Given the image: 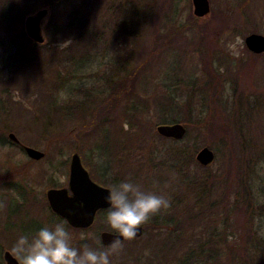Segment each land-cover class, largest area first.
I'll return each instance as SVG.
<instances>
[{
	"label": "rangeland",
	"instance_id": "1",
	"mask_svg": "<svg viewBox=\"0 0 264 264\" xmlns=\"http://www.w3.org/2000/svg\"><path fill=\"white\" fill-rule=\"evenodd\" d=\"M92 1L98 15L96 18H106L110 23L113 21L112 16L120 11H128L129 15L131 13L136 23L132 37L136 39L143 36L148 41L156 42L164 31L186 27L184 32L177 34L178 37L172 42L174 45L168 48L163 57L144 69L141 78L145 88H138L139 95L147 99L163 94L171 97L174 105L179 106V112L167 111L160 117V113L153 115V110L157 108L149 105L151 114L146 119V126L153 127L149 141L151 149L154 152L157 150L150 160L153 161L155 156H166L169 151H183L187 158L183 173L175 170L172 176L184 180L180 191L185 195L188 188L197 187L191 190L193 193L189 190L191 194L188 199L200 197L202 201L205 198L211 201V222L206 224L213 226V239L221 242L226 237V244L220 249L223 258L226 259L230 251L233 264H243L244 259L249 264H264V69L254 60L256 70H251L249 64L252 63L246 62L248 50L244 43L252 30L264 35V0H208L210 11L203 18H195L193 15L191 0ZM42 9L48 12L41 23L42 36L46 42L44 28L50 11L48 8ZM251 19L255 23L252 24ZM106 27H101L99 31L104 33L107 40L119 33L115 27L111 30ZM71 42H60L56 47L60 49ZM114 46L118 48L116 44ZM100 48L108 53L102 51L91 61V66L82 68L78 73L74 72L71 77L66 74L65 65H58L59 77H64L63 81L58 79V92L55 94L56 104L61 109L71 106L75 97L80 98L75 92V86H80V89L91 86L98 88L104 83L113 52L104 45H100ZM5 50H15L21 55L23 53L16 45L7 44ZM31 55L28 53V59ZM37 55L36 68L32 71L29 67L30 74H27V78L31 79L29 89L23 87L26 95L13 93V99L19 105L15 107L6 101L0 105V225H13L16 233L12 237L15 240H10L12 244L22 233L30 235L45 225L51 227L63 223L50 214L52 212L45 197V191L50 188L46 186V180L49 179L54 186L66 187L68 163L73 153L79 155L89 174L90 169L98 170L99 164H102L95 159L96 153L90 144L79 146L82 133L78 125L69 120L57 121L51 114H43L42 101L47 102L44 95L50 93V88L55 89V85L47 83L49 76L46 67L51 64L45 61L46 54L42 50ZM140 63L142 60L131 62V65ZM2 65L0 68L5 69ZM11 70L12 67L4 70L6 77L0 75V79H8ZM8 91L15 92L11 88ZM204 96L210 98L206 100L205 110L200 112L201 98ZM176 116L184 120L182 125L187 129L186 134L179 141L157 136L156 126L162 124L158 117L160 121L163 118L173 121ZM124 127L129 128L126 124ZM9 134H13L21 146L42 152L43 158L37 162L28 160L23 151L12 145ZM103 144L106 145L105 158L109 162L116 157L118 164L114 159L108 166L110 169L95 171L101 178H109L122 164L126 169L125 160H129L132 168H135L136 155L140 152L148 154L147 146L140 147L134 140L120 139L111 144L108 139L103 140ZM202 148H208L213 153V161L207 167L196 164V154ZM168 182L164 185L153 184L150 192L156 193L159 190V194H156L167 198L170 193L177 194L175 185H170V178ZM194 182L197 184L190 186ZM14 183L19 184V187L24 186L27 193L11 188L10 185L14 186ZM136 184L142 185L140 181H136ZM169 209L162 211L160 216L164 217ZM182 222L179 226L183 235H187L192 227L191 221L182 219ZM108 225L107 220L102 219L93 228L91 226V229L78 234L74 231L77 229H66L72 236L71 241L77 235L83 240L97 239L98 244L108 248L101 244L99 237L104 226ZM196 231L199 232V229ZM10 235L0 234V264H5L4 251L12 254V248L8 247L10 244L5 245ZM209 236L210 233L200 231L187 247L199 250L200 244Z\"/></svg>",
	"mask_w": 264,
	"mask_h": 264
},
{
	"label": "trees",
	"instance_id": "2",
	"mask_svg": "<svg viewBox=\"0 0 264 264\" xmlns=\"http://www.w3.org/2000/svg\"><path fill=\"white\" fill-rule=\"evenodd\" d=\"M42 8H48L50 15L44 28L46 42L39 45L27 38L23 29V20L25 16ZM96 13L92 0H0V65L3 64L2 66L5 68H0V75L6 77L3 72L9 67L14 70H11L8 79H0V90H2L0 92V105L4 104V101L15 107L19 105L13 99V93L19 92L21 96L26 95L23 87L28 90L29 84H31V79L27 78V74H30L29 67L32 71L36 68L37 54L42 53L43 50L44 55L46 54L45 61L51 64V66L46 67L47 76H49L47 83L48 85L50 83L55 85V89L50 88V93L44 95L47 102L42 101L45 112L43 114L47 116L51 114L57 121H59L58 119L65 122L69 120L79 126V131L82 133L81 136L79 134V146L90 144L92 150H95V159L102 163L99 164L98 170L90 169L91 178L107 188L109 185H117L125 180H130L133 183L140 181L143 190L148 192H150L153 184L158 185V183H161V185H164L170 178L172 181L171 187L175 185L174 188L178 190L177 194L173 192L168 197L171 204L170 211L165 213L164 217H161V213H159L152 217L148 223L142 225L143 233L139 238L130 241L123 240L124 248L119 253L112 254L109 257L111 264H233V258L229 255L230 251H228L226 259L223 258V252H220V249H223L224 244H226V237L224 236L221 242L213 239L211 237L213 226L206 224L211 222V219H209L211 210L209 207L213 206L211 201L206 198L202 201L200 197L188 199L197 187L188 188V193L185 195L180 191L184 180L181 177L172 176L175 174V170L182 172V169H184L183 165L187 161L184 152L169 151L166 156H155L153 161L150 160L157 150L154 152L151 149V141H149L150 133H153V127L146 126V119L151 114L149 105L152 104L153 107L157 108L152 109L154 111L153 115L160 113V117L167 111L179 112V106L174 105L171 97H166L163 94L151 96L147 99L139 95L138 88L139 90L145 88L141 78L144 69L149 67L151 62L160 60L168 48L174 45L172 42L178 37L177 34L184 32L186 27L166 30L159 35L156 42L148 41L143 36L137 39L134 36L132 37L136 23L133 15L131 13L129 15L128 11L123 13L120 11L116 15L114 14L112 23L106 18H96L98 16ZM103 26H107L106 28L110 30L115 27L119 33L113 34V38L110 37V40H107L104 33L102 34L99 31ZM67 40H71V44L60 49L56 47L58 43ZM7 44L10 46L16 45L23 52L22 55L15 50L7 52L5 50ZM115 44L118 48L114 46ZM19 45L25 47H19ZM100 45L110 47V52H113H111V61L107 70L109 73L105 74L104 83L98 88L91 86L87 89H80V86H75V92L80 95V98L75 97L71 106L61 109L56 104L55 97L58 92L56 91L58 79L60 78L61 81L64 79V77H59L58 65H65L66 74L71 77L74 72L78 73L82 71V68L91 66L92 60L97 58L102 51L108 53L107 50L100 48ZM28 53L32 54L30 59H28ZM102 57L104 56L102 55ZM139 60H142V63L131 65V62ZM59 84L62 85V82H59ZM8 88L15 92H9ZM207 98L209 100L210 97L204 96L201 98L200 112L205 110ZM165 107L167 108L165 109ZM160 117H158V121L162 124L168 122L185 123L182 118L177 116L173 121L164 120V118V121H160ZM125 124L129 128H125ZM88 126L90 128H87ZM83 130L84 132H82ZM79 136L77 137L79 138ZM108 139L111 144L119 142L120 139L134 140L140 144V147L147 146L148 154H141L139 147L138 151L140 153L136 155L137 164L133 162L136 171H134L135 168H132L130 161L125 160L124 167L126 169L123 168L122 164L119 169L114 170V173L109 175V178H101L97 172L110 169L108 166L112 164L114 159L116 160V157H114L113 161L108 162L105 158L106 151L104 149L106 145L103 144V140L108 141ZM124 156L126 158V155ZM116 163L118 164V160H116ZM189 163H191V160ZM196 164L207 167L199 162L197 163V161ZM95 171L97 172L95 173ZM126 173L129 174L126 175ZM46 181L48 182L47 187H55L49 179ZM195 184L197 182L190 184V186ZM13 185H10V187L24 194L27 193L24 186L19 187L17 183ZM189 190H192L191 193H189ZM156 193L159 194V190ZM204 204H207V206ZM102 219L107 220V211H102L96 215L91 228L98 222H102ZM182 219L188 220V222L191 221L192 227L187 235H183L182 228H180L183 224ZM64 224L68 230H72L66 223ZM104 227V231L115 233L110 225ZM197 228L199 232L196 231ZM74 231L78 234L83 230ZM200 231L201 233H210L208 239L200 244L199 250L192 249L190 246L187 247L188 243ZM5 233L12 234L10 235L11 238L9 237L5 242V245L9 243L8 247L12 248L14 244L10 240H15L12 237L16 233L13 225H0V234L5 235ZM79 237L76 235L75 239L71 241L73 247L81 249L86 244L98 251L107 250L100 243L98 244L97 239L88 241ZM242 261L243 264H249V261L245 259Z\"/></svg>",
	"mask_w": 264,
	"mask_h": 264
},
{
	"label": "clouds",
	"instance_id": "3",
	"mask_svg": "<svg viewBox=\"0 0 264 264\" xmlns=\"http://www.w3.org/2000/svg\"><path fill=\"white\" fill-rule=\"evenodd\" d=\"M107 223L123 239H114L107 250L98 251L88 245L81 249L71 245L72 236L64 223L45 225L30 235H20L11 249L18 264H111L109 257L123 249L140 226L170 208V199L157 195L130 180L108 186Z\"/></svg>",
	"mask_w": 264,
	"mask_h": 264
},
{
	"label": "water",
	"instance_id": "4",
	"mask_svg": "<svg viewBox=\"0 0 264 264\" xmlns=\"http://www.w3.org/2000/svg\"><path fill=\"white\" fill-rule=\"evenodd\" d=\"M193 6V15L197 18H203L210 11L208 0H191ZM48 14L46 9H41L24 19V30L26 35L32 41L42 44L41 23ZM245 46L254 52L264 51V37L260 35H250L244 40ZM157 133L165 138L181 139L185 134V128L181 124L159 125L156 128ZM8 138L13 142L18 139L9 134ZM28 158L38 161L44 154L30 147L24 148ZM197 161L206 166L213 161V153L208 148H202L196 157ZM70 193V195H68ZM109 195L108 189L94 183L81 163L77 153H73L70 158L69 179L67 189H49L46 192V199L51 211L66 220L68 225L76 229L89 228L99 209H108L110 205L106 202ZM142 235V227L137 230L134 238ZM103 246L108 247L114 239H123L118 237L117 233L103 231L99 235ZM133 238V239H134ZM5 264H18L17 259L9 252H3Z\"/></svg>",
	"mask_w": 264,
	"mask_h": 264
},
{
	"label": "flooded vegetation",
	"instance_id": "5",
	"mask_svg": "<svg viewBox=\"0 0 264 264\" xmlns=\"http://www.w3.org/2000/svg\"><path fill=\"white\" fill-rule=\"evenodd\" d=\"M251 23L253 24V23H255L254 21H253V19H251ZM253 32L252 33H250L248 36H250V35H260V36H262V37H264V35H262V34H259V33H255L254 32V30H252ZM247 48V47H246ZM247 50H248V59H247V63H252V64H249V65H251V70H254L256 67H255V62H254V60L255 61H257L258 62V64H260V66H262L261 68L262 69H264V51L263 52H259V53H257V52H254V51H252V50H250V49H248L247 48ZM249 70H250V68H249ZM256 70V69H255ZM173 124H176V123H173ZM173 124H161V125H173ZM159 126V125H158ZM183 127H184V125H182ZM156 128H157V126H156ZM185 128V127H184ZM186 131H187V129L185 128V134H186ZM156 133H157V131H156ZM157 135H158V133H157ZM160 136V135H159ZM162 139H166V140H171V141H179L180 139H173V138H165V137H162V136H160ZM10 140V139H9ZM11 141V140H10ZM11 143H12V145H14V147H16V148H18L19 149V151H23V153L25 154V152H24V148L25 147H23V146H21V144H20V142L18 141V142H13V141H11ZM200 151V150H199ZM198 151V152H199ZM198 152H197V154H198ZM197 154H196V157H197ZM25 156L27 157V155L25 154ZM28 158V157H27ZM28 160H31L32 162H37V161H34V160H32V159H30V158H28ZM197 160V159H196ZM69 167H70V161H69V163H68V179H69ZM88 172V171H87ZM89 174V173H88ZM89 177H90V175H89ZM90 179L94 182V183H96L97 185H99V186H101V187H104V188H107V187H105V186H102V185H100V184H98L97 182H95L91 177H90ZM60 186H62V185H60ZM60 186H56L55 185V187L54 188H50V189H67V187H68V180H67V186L66 187H60ZM108 189V188H107ZM48 190V189H47ZM46 190V191H47ZM46 191H45V197H46ZM68 195H70V193H68ZM46 201H47V199H46ZM108 209H99L97 212H96V215L98 214V213H100V212H102V211H107ZM55 217L56 218H58L61 222H64V223H66L67 225H68V223L66 222V220L65 219H63L62 217H60L59 215H57V214H55Z\"/></svg>",
	"mask_w": 264,
	"mask_h": 264
}]
</instances>
